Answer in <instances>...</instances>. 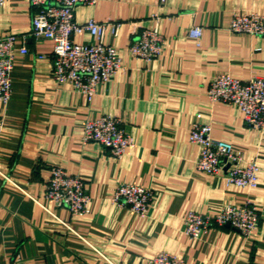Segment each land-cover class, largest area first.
I'll list each match as a JSON object with an SVG mask.
<instances>
[{
    "label": "crops",
    "instance_id": "1",
    "mask_svg": "<svg viewBox=\"0 0 264 264\" xmlns=\"http://www.w3.org/2000/svg\"><path fill=\"white\" fill-rule=\"evenodd\" d=\"M32 10L28 0L0 5V36L15 33L16 50L22 44L28 49L16 56L10 99L0 102V264H147L161 250L188 264H264V124H246L238 106L208 93L219 74L243 81L264 77V35L230 28L234 14L264 16V0L79 5L77 21L121 23L107 40L118 47L122 65L91 98L53 81V42L31 35ZM153 13L163 42L160 53L146 61L131 54L129 45L153 25ZM191 26L202 28L199 40L188 35ZM73 40L95 41L87 33ZM105 114L119 118L131 138L120 157L80 140L83 121ZM199 123L211 127L213 138L232 142L245 159L257 160L255 187L228 185L196 168L199 147L189 134ZM53 165L83 179L89 214H71L45 198ZM124 182L152 190L145 216L112 200ZM245 201L259 212L250 236L227 225H213L197 239L184 233L190 210L211 213Z\"/></svg>",
    "mask_w": 264,
    "mask_h": 264
},
{
    "label": "built area",
    "instance_id": "2",
    "mask_svg": "<svg viewBox=\"0 0 264 264\" xmlns=\"http://www.w3.org/2000/svg\"><path fill=\"white\" fill-rule=\"evenodd\" d=\"M96 0H28L32 10L30 33L36 38H48L53 42V68L51 77L58 84H68L74 92L91 98L102 82L109 80L121 67L118 47L107 40L115 36L120 22L98 21L88 17L80 22L75 19L76 8L81 4H94ZM166 0H159L164 3ZM5 0H0L2 5ZM159 16L152 14L153 25L144 27L140 35L129 45L136 57L149 61L161 50L163 36ZM230 28L238 32L264 35V16L255 13L234 14ZM87 33L94 42H75L73 35ZM200 26H191L188 35L199 40ZM16 34L8 32L0 36V102L10 99L11 71L18 53L28 51L26 44L16 50ZM212 100H221L239 107L246 124L259 127L264 124V77L254 76L241 80L227 74H219L209 85ZM120 119L101 115L83 121L80 140L97 142L120 157L131 144V138L120 127ZM189 140L199 147L195 165L199 171L219 176L228 185L253 188L258 183L259 164L255 158L245 159L243 152L232 142L213 138L208 124H194ZM45 184L44 196L56 206L65 207L71 214L90 213V196L84 181L77 175L68 174L63 167L53 165ZM12 185L18 186L6 177ZM153 192L141 184L124 182L116 186L112 200L119 206L128 207L138 216L147 214ZM259 223V212L254 203L245 201L225 204L211 213L190 210L184 218V233L197 239L211 226H229L242 236H250ZM66 225V224H64ZM68 228V226L66 225ZM147 264H188L182 256L161 250Z\"/></svg>",
    "mask_w": 264,
    "mask_h": 264
}]
</instances>
